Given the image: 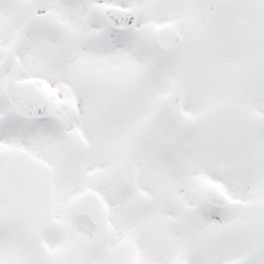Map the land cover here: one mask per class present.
I'll use <instances>...</instances> for the list:
<instances>
[{"label":"snow or ice","instance_id":"1","mask_svg":"<svg viewBox=\"0 0 264 264\" xmlns=\"http://www.w3.org/2000/svg\"><path fill=\"white\" fill-rule=\"evenodd\" d=\"M0 264H264V0H0Z\"/></svg>","mask_w":264,"mask_h":264}]
</instances>
